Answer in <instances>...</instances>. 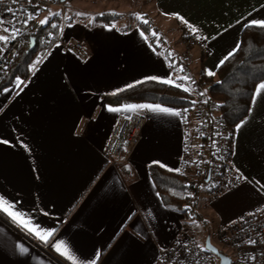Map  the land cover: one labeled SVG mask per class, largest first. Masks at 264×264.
I'll use <instances>...</instances> for the list:
<instances>
[{"label": "crops", "instance_id": "obj_1", "mask_svg": "<svg viewBox=\"0 0 264 264\" xmlns=\"http://www.w3.org/2000/svg\"><path fill=\"white\" fill-rule=\"evenodd\" d=\"M150 2L145 9L134 0H91L90 10L78 11L92 15L55 32L63 42L82 43L90 53L87 60L62 45L40 49L25 83L17 89L16 78L0 89V264H157L184 234L192 235L188 224L193 220L209 223L207 215L219 234L248 214L264 213V89L252 99L243 126L235 129L232 166L243 179L217 196L199 188L194 210L200 219L167 207L151 172L159 167L188 173L185 164L197 154L194 116L186 124L174 114L181 109L173 106L106 100L147 82L194 94L166 48L188 56L193 74L208 90L225 58L239 50L246 30L264 28L250 26L264 22V0ZM103 14L120 19L96 25L95 17ZM61 17L62 10L48 8L30 23L53 25ZM144 20L152 37L158 32L155 44L139 26ZM0 22V35L10 36L4 31L7 18ZM193 28L208 43V55L185 43V33ZM10 41H0V54ZM138 105L153 109L129 107ZM135 113L146 117L141 139L130 146L127 164L113 165L107 155L113 130ZM3 208L21 217L14 222ZM22 223L53 235L44 243Z\"/></svg>", "mask_w": 264, "mask_h": 264}, {"label": "built area", "instance_id": "obj_2", "mask_svg": "<svg viewBox=\"0 0 264 264\" xmlns=\"http://www.w3.org/2000/svg\"><path fill=\"white\" fill-rule=\"evenodd\" d=\"M48 8H59L62 10V18L53 25L57 29L65 26L64 16L65 4L58 0H0V17L5 16L9 23V29H18L19 34L11 39L0 54V87L6 82L16 58L25 49L27 40L25 32L30 26V21L25 25L26 16L32 15V21L38 17L40 12ZM11 9V11H9ZM157 34V31H153ZM46 39L53 41V45H62L67 51L77 55L82 60L90 56L86 47L79 42L66 43L60 38H55L52 33L45 35ZM185 43L195 46L205 56L209 54V45L197 38L196 32L187 30ZM166 55L176 66L194 94L195 105L193 108L181 109L184 122L187 124L192 116L196 120L195 137L197 139V155L194 161L188 163V168L198 181L207 186L215 188L222 179L224 183L221 190L235 186L238 182L237 175L233 170L232 160L229 151L232 145L234 132L230 124L222 115L221 103L213 99L207 90L204 82L200 81L192 71L188 56H179L170 48L165 49ZM171 54V55H170ZM183 68V71H180ZM146 117L144 114L135 113L122 118L115 126L110 141L107 145V155L110 163L116 166H123L129 161V148L139 142L142 136ZM192 163V164H191ZM192 171V170H191ZM194 193V189H191ZM193 216V211L189 210ZM231 234L230 248L235 251L232 264H264V213L248 214L232 226L230 231L221 229V234ZM255 240V244L248 243ZM224 253V252H223ZM228 256V255H227ZM255 256L252 260L250 257ZM218 258L191 237L189 233L184 234L171 248L163 254L157 264H218Z\"/></svg>", "mask_w": 264, "mask_h": 264}, {"label": "trees", "instance_id": "obj_3", "mask_svg": "<svg viewBox=\"0 0 264 264\" xmlns=\"http://www.w3.org/2000/svg\"><path fill=\"white\" fill-rule=\"evenodd\" d=\"M118 19H120L118 15L103 14L96 16L94 22L96 25H107ZM139 26L148 35L152 44H155V38L151 35L150 25L140 21ZM56 30L52 27V24L30 23L25 32L26 47L16 58L6 82L0 89L11 85L16 78L21 80L28 78L30 64L35 59L36 53L40 49L46 52L53 46V41H48L46 37L44 38L46 32L50 31L49 33H52L55 39ZM31 39L36 42L33 50L29 49ZM217 78L218 81L211 83L208 86V90L211 97L221 103L222 115L235 134L237 125L249 113L256 86L264 80V28L252 27L246 30L239 50L219 68ZM106 100L116 105L159 103L178 109H191L195 105L194 96L191 93L171 85L155 82H147L135 86L120 94L106 97ZM233 149L234 138H232V145L229 151V157L231 158H233ZM185 168L186 170L189 169L188 162H186ZM151 172L152 179L158 188L162 201L167 207L189 217V210H192L195 214L194 218L200 219V216L194 210L198 194L200 193L198 188L187 184V179L182 174L168 172L159 167H152ZM224 181L222 179L215 188L220 190ZM230 188H225V190ZM191 189H194L195 202H192L190 197ZM205 224L207 227V222ZM231 229L232 227L226 228V231ZM220 234L221 230L218 235Z\"/></svg>", "mask_w": 264, "mask_h": 264}, {"label": "rangeland", "instance_id": "obj_4", "mask_svg": "<svg viewBox=\"0 0 264 264\" xmlns=\"http://www.w3.org/2000/svg\"><path fill=\"white\" fill-rule=\"evenodd\" d=\"M90 1L91 0H70V1H67L66 6H65V14H63V16L65 15L64 16V21H65L64 23L65 24H66V22L72 23L73 19H76L78 17H85L87 15H92L91 12L83 13V12L78 11L81 9L90 10V8H92V6H93L89 3ZM92 1H96V0H92ZM134 1H135V5L137 7H140V8L145 7V9L148 8L151 4L150 0H134ZM77 13H80L81 15H77ZM92 20H93V18H92ZM64 27H63V29H64ZM154 37H155V35H154ZM39 56H40V54H39V52H37L35 55V59L30 64V69L32 68L33 64L37 63ZM131 115H129V116H131ZM126 117H128V116H126ZM196 155H195V158H196ZM190 162H192V161L190 160ZM193 172H194L193 169H189L188 173L185 172L186 174H184V176L187 179V184L192 185V187L198 188V189L199 188L204 189L209 194H214L216 196L219 194V191L225 190V188L222 190L221 189L219 190L217 188L207 186L205 183H203L201 181H198L197 177L195 176V173H193ZM190 197L192 199V202L196 201V197H194V195H192L191 193H190ZM209 200L212 201L213 199L210 198ZM207 217L208 216L205 215V218L209 221V223L207 222L208 223L207 227H206L205 222H202L200 220L199 221L193 220L190 224H188L189 225L188 228L190 229V231L192 233L191 237L194 238L202 246V248L206 249L205 243H206L208 236H210L212 244L215 247L219 248L220 251L224 252V254L228 255L230 258H234L235 251L232 248H230L231 245H229L231 243L232 235L228 234V233L218 235V233H217L218 230H216L215 226L213 225L212 218H209L210 219L209 220ZM217 263L219 264V260H217Z\"/></svg>", "mask_w": 264, "mask_h": 264}, {"label": "snow or ice", "instance_id": "obj_5", "mask_svg": "<svg viewBox=\"0 0 264 264\" xmlns=\"http://www.w3.org/2000/svg\"><path fill=\"white\" fill-rule=\"evenodd\" d=\"M16 2H17V0H13V3H16ZM9 11H11V9H9ZM53 15H59V14L56 13V14H53ZM77 15H81V14H80V13H77ZM138 15H139V14H138ZM32 18H33L32 15H29L28 17H26V19H25V21H24L25 25H26V24H27ZM47 22H48V18H45L44 21H41L42 24L47 23ZM143 22H144V23H148L147 20H144ZM0 23H2V22H0ZM252 24H256V25H258V26H260V27H264V22H250V26H251ZM53 27H57V26H56V25H53ZM4 31H5V32H10V36H7V37H6V36H2V35H0V41H3V42H5V43H6L9 39H15L16 36L19 34V30H18V29H4ZM192 31L195 32L196 29L193 28ZM153 35H156V34L153 33ZM197 38L199 39L200 37L197 36ZM236 50H238V47H237V49H235V50L233 51V53H230V54H229V57H226L225 59L230 58L231 55H233L234 52H235ZM170 55H171V54H170ZM223 62H224V61H221V64H223ZM218 66H220V65H218ZM32 68L35 69V64L32 65ZM180 71L182 72V71H183V68H180ZM206 74H207L208 76H212V75H214V73H213L212 71H207ZM151 79H156V78L153 77V78H151ZM183 79L188 80L189 78H188V77H183ZM164 82H165V83H173V81H169V80H165ZM24 83H25L24 81H22V80H20L19 78H17V79H16V82H15V84H16V88L19 89V88H20V85H21V84H24ZM132 86H133V85H129V87H132ZM177 86H179V85H177ZM261 89H264V83H261V84L258 86L256 93H254L253 101H255V97H256L257 95L260 94ZM188 90H189L188 88H185V91H188ZM4 91H11V89H5ZM129 107H137V108H140V109H144V108L153 109V106H152V105H138V106H129ZM155 107H156L157 110H159V106H155ZM163 111H170V110H168V109H163ZM174 114L177 115V116L182 115V113H180V112H175ZM243 123H244V122L242 121L241 124L237 125V130H239V128L243 126ZM5 143H6V142H5ZM236 179H243V177H241V176H237ZM0 207H2V206H0ZM12 207H14V206L10 204V205H9V208H12ZM9 208H3V211L8 212V214L13 218V220H14V222H15L19 217H21V214H20L18 211H15V210H13V211H9ZM22 226L25 228L26 231L29 232V234H35V235H36L41 241H43L44 243H47V242H48V239L53 235V232L48 231V230H41V229H38V228H36V227H32V226L29 225V223H22ZM42 232H43V234H41ZM248 243L255 244L256 241H255V240H249ZM54 248H55V250L59 251V249H60V242H57V243L54 245ZM27 251H28L27 248H25V247H20V252H21V253H27ZM250 259L255 260L256 257L253 256V257H250Z\"/></svg>", "mask_w": 264, "mask_h": 264}, {"label": "water", "instance_id": "obj_6", "mask_svg": "<svg viewBox=\"0 0 264 264\" xmlns=\"http://www.w3.org/2000/svg\"><path fill=\"white\" fill-rule=\"evenodd\" d=\"M62 3L67 2V0H59ZM36 42L34 39L30 40V50H33L35 48ZM206 249L210 252H212L219 260V264H232V259L220 251L219 248L215 247L212 244L211 237L208 236L206 243H205Z\"/></svg>", "mask_w": 264, "mask_h": 264}]
</instances>
